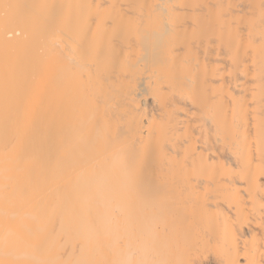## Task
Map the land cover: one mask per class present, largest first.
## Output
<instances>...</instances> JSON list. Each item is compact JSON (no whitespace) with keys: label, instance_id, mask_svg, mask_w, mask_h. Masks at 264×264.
I'll return each mask as SVG.
<instances>
[{"label":"bare ground","instance_id":"obj_1","mask_svg":"<svg viewBox=\"0 0 264 264\" xmlns=\"http://www.w3.org/2000/svg\"><path fill=\"white\" fill-rule=\"evenodd\" d=\"M0 264H264V0H0Z\"/></svg>","mask_w":264,"mask_h":264}]
</instances>
